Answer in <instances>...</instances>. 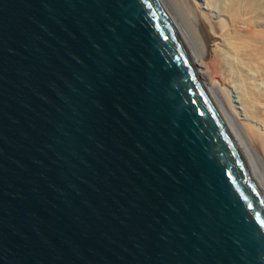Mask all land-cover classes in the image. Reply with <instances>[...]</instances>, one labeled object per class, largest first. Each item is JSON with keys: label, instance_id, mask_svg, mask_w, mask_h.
I'll use <instances>...</instances> for the list:
<instances>
[{"label": "water", "instance_id": "1", "mask_svg": "<svg viewBox=\"0 0 264 264\" xmlns=\"http://www.w3.org/2000/svg\"><path fill=\"white\" fill-rule=\"evenodd\" d=\"M181 31L161 0H0V264H264Z\"/></svg>", "mask_w": 264, "mask_h": 264}, {"label": "rangeland", "instance_id": "2", "mask_svg": "<svg viewBox=\"0 0 264 264\" xmlns=\"http://www.w3.org/2000/svg\"><path fill=\"white\" fill-rule=\"evenodd\" d=\"M240 1L243 2V0ZM256 1L260 2V6L256 11L255 15L254 11L248 14L245 10L246 8H244L245 3L243 5V3L241 4V2H239V7L242 12H240L239 10V12L237 11V13H235L236 11H234L233 8L232 10L230 9V4L233 3V0H193L194 6L198 10L199 16L201 17L200 19L202 20V22H204L206 32L210 34H216L217 41H215L217 45L215 43H211L212 45H210V49L207 54L208 57L206 58H203L201 56V53L198 49V46L200 45V33L198 34L195 31V26L192 22H190L188 15L184 11L179 0H164V4L168 8V11L171 16L174 18V22L176 23V25L179 27L180 30H182V34L185 36V39L189 44L195 57H197L200 61H203L202 63L206 62L204 65L207 64L208 67H213L214 63L217 60L216 57L218 58L221 56L220 58H222V60L224 58V60L229 63L228 65H232L231 67L235 69L234 72H236L237 74H235L236 80H230L227 84L224 80L220 78V76H218L215 71V73L210 74L211 76L209 77V79L211 82L214 81L217 84L218 82L219 84L222 83L221 86L226 89L227 93L231 94L235 106L237 107V110L240 113L241 119H245L246 127L248 126L247 128L250 134H254L255 132V134L253 135L255 136L254 139L256 140L257 138L256 141L260 143V148L263 149L262 152H264V0H255V3ZM244 2L246 1L244 0ZM237 30L241 31L243 34L246 33L245 35L248 37H255V39L253 38V41L251 40L252 38H250L249 40L250 44L253 46V49L250 54H248L249 57L243 56V58L246 57V59L240 58L241 55L237 50L238 45L236 44V42L238 38L237 36H239ZM218 35L220 39H217ZM256 38L257 41H255ZM218 40L221 41L220 44L222 43V45L219 44L218 46ZM220 48L221 50H219ZM259 48L262 49L260 50L262 51V61H260L259 58ZM234 72L233 76H235ZM248 76H250L251 78H255L253 79L256 81L254 83L255 85L251 86L249 84V86L250 88L253 87V91L256 94H259V96H256L253 92H251L253 94H248L247 90L245 91L246 85L244 86L242 84L245 83L243 80L244 77ZM240 81H242L243 83ZM252 95L253 97H255V100ZM250 97H252L251 100H249ZM232 123L235 126L236 130L239 132L236 123ZM254 161L256 160L254 159ZM257 161L255 163H257ZM258 165L261 171L262 169L264 170L259 161Z\"/></svg>", "mask_w": 264, "mask_h": 264}, {"label": "bare ground", "instance_id": "3", "mask_svg": "<svg viewBox=\"0 0 264 264\" xmlns=\"http://www.w3.org/2000/svg\"><path fill=\"white\" fill-rule=\"evenodd\" d=\"M161 1H162L163 5L166 7V5L164 4V0H161ZM245 1L246 2H244V0H243V2L240 1V0H233V3L230 4V6H231L230 9L232 10V8H233V10L236 11L235 13H237V11L239 12V10H240L239 2H241V4L243 3V5L245 3V5H244L245 7L244 8H246L245 10H246V12L248 14L252 13V11H254L255 15H256V11L258 10V8L260 6V2L256 1V3H255V0H251V1L250 0H245ZM179 2L181 3V6L183 7L184 11L187 13L190 22H192L193 25L195 26V31L198 34L200 33V35H199L200 36V39H199V44L200 45L198 46V49H199V51L201 53V56L203 58L208 57L207 54H208V51L210 49V45H212L211 43H215L217 45V43H216V41H217L216 40V34H210V33L206 32V28H205L204 22H202V20L200 19L201 17L199 16L198 10L194 6L193 0H179ZM166 9L168 10L167 7H166ZM231 12H233V11H231ZM240 12H242V10H240ZM174 21L175 20L172 17V22L175 23ZM212 23H213V21H212ZM214 23H215V21H214ZM244 26H246V25H244ZM176 27L179 28L177 25H176ZM215 28H217V27H215ZM239 30H237L238 31L237 33H238L239 36H237L238 38H237L236 44L238 45L237 46V50H238V52L241 55V57L240 56L239 57L243 58V56H248V54H250V52L253 49V46L249 42L250 38H252V37L246 36L245 35L246 33L243 34ZM214 31H216V30H214ZM216 33H218V32H216ZM180 34L182 36V39L184 40V43L187 44L186 45L187 50H188V52H189V54H190V56L192 58L193 64H194V66L196 68V71H197L201 81L203 82L206 90L208 91V94L211 96L210 98L212 99V101L214 102V104L218 108L219 112L221 113L223 119L225 120V122H226L228 128L230 129V131H231V133H232L237 145L239 146L243 156L245 157L250 169L252 170V172H253L258 184L260 185V187H261V189H262V191L264 193V173H263L264 170L262 169V171H263L262 172L260 167H259V165H258V161H259L261 166L264 168V152H262L263 149L260 148V145H259L260 143H258L256 141L257 138H256V140L254 139L255 136H253V135L255 134V132H254V134L253 133L250 134V132L248 131V128H247L248 126L246 127L245 119L244 120L241 119L240 113L237 110V107L235 106V103H234V101L232 99L231 94L227 93L226 89L223 88V86H221L222 83L219 84V82H218V84H217L214 81L211 82L210 79H209V77L211 76L210 74L216 72L218 74V76H220V78L222 80H224L226 82V84H227L230 80H236V75L237 74H236V72H234L235 69L233 67H231L232 65H228L229 63L226 62L224 60V58L222 60V58H220L221 56L218 57V58L215 56L217 60L215 59L216 62L214 63V66L212 64L213 67H210V66L208 67L207 64L204 65L206 63L205 61H204L205 63H202L203 61H200L197 57H195L193 55V52H192L189 44L187 43V41L185 39V36L182 34V31H181ZM217 37H218L217 39H220L219 35ZM253 38L255 39V37H253ZM253 38L251 39L252 41H253ZM221 40H223V39H221ZM255 41H257V38H256ZM220 42L221 41H219L218 46H219ZM220 45H222V43ZM256 48H257V46H256ZM219 50H221V48ZM260 50H262V49L259 48V52L258 53H260L259 54V58H260V61H262V51H260ZM243 59H246V57L243 58ZM227 61H229V60H227ZM233 72H234V75L236 74L235 76H233ZM241 74H242V72H241ZM237 78H238V76H237ZM253 79H255V78H251L250 76L244 77L243 80H244L245 83L240 81V82L243 83V84L242 83H240V84H242L244 86L246 85L247 89L245 88V91L247 90L248 94H253L254 93L256 96H259V94H256L253 91L254 90V89H252L253 87L250 88V86H249V84L251 86L255 85L254 83L256 81L253 80ZM251 92H253V93H251ZM252 97H253V95H252ZM252 97H250L249 100H251ZM253 98L255 100V97H253ZM232 122L236 123L237 129L239 130L240 133L236 130V128H235V126L233 125ZM248 123H249V121H248ZM256 135H258V134H256ZM253 157H254V159L256 161L258 159L257 163H255L256 161H254ZM259 174H261V175H259Z\"/></svg>", "mask_w": 264, "mask_h": 264}]
</instances>
